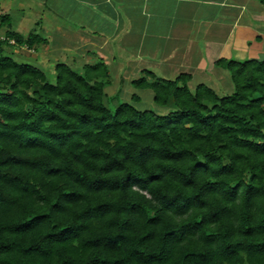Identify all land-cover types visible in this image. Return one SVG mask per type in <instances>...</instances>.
<instances>
[{"label":"trees","instance_id":"obj_1","mask_svg":"<svg viewBox=\"0 0 264 264\" xmlns=\"http://www.w3.org/2000/svg\"><path fill=\"white\" fill-rule=\"evenodd\" d=\"M5 32L0 264H264V57L217 59L223 95L148 69L133 84L176 107L113 109L106 61L59 60L51 81L5 52L45 38Z\"/></svg>","mask_w":264,"mask_h":264},{"label":"crops","instance_id":"obj_2","mask_svg":"<svg viewBox=\"0 0 264 264\" xmlns=\"http://www.w3.org/2000/svg\"><path fill=\"white\" fill-rule=\"evenodd\" d=\"M0 13L7 15L5 31L45 38L21 44L20 54L52 67L59 60L75 68L104 60L106 94L117 103L130 97L136 106L155 99L152 88L133 84L146 70L167 78L190 73V87L227 85L230 72L216 60L243 59L264 41L262 0H0Z\"/></svg>","mask_w":264,"mask_h":264},{"label":"rangeland","instance_id":"obj_3","mask_svg":"<svg viewBox=\"0 0 264 264\" xmlns=\"http://www.w3.org/2000/svg\"><path fill=\"white\" fill-rule=\"evenodd\" d=\"M4 28L5 27L0 28V32H4L5 31ZM19 47H20V45L6 44L5 52L12 54L18 60H26V61L37 63L34 60V58H33V56L31 54H28V53H26V54L23 53L25 55L20 54V52H18V50H17V48H19ZM23 49H25V48H23ZM248 57L263 58L264 57V41H263L262 45H258V46L250 48V51L247 53L246 57H243V58H248ZM37 64H39V63H37ZM39 65L42 66L46 70L48 78L51 81H55V79H56V71H55V68L52 67L51 63L39 64ZM76 68L82 69V67H76ZM215 80L217 81V79H215ZM210 85L214 86L215 89H217L219 94H221V95L233 92L234 89H235V85H234V82H233L231 76H227V85H225L223 83L222 84L218 83V85L216 84L218 87L215 86L214 83H211ZM191 88H194V87H191ZM150 91H152V90H150ZM125 98L127 99L128 97H123L122 96L120 98V100L123 101V100H125ZM128 99H129V101L132 100L130 97ZM105 101L113 109L118 104L115 101V99L111 97L110 93L106 94ZM137 106L140 107V108H152V109H154L156 111H159V112H163V110H165V109H163L164 107H169L171 109L176 107V105H175V103L173 101H171L168 104L158 103L154 99V97H152L151 95L149 97L143 98L141 103H138Z\"/></svg>","mask_w":264,"mask_h":264},{"label":"built area","instance_id":"obj_4","mask_svg":"<svg viewBox=\"0 0 264 264\" xmlns=\"http://www.w3.org/2000/svg\"><path fill=\"white\" fill-rule=\"evenodd\" d=\"M5 38H7V39H9V41L11 42V43H13V44H15L16 43V39H15V37H13V36H7V34H6V32L4 31V32H0V39H5Z\"/></svg>","mask_w":264,"mask_h":264}]
</instances>
